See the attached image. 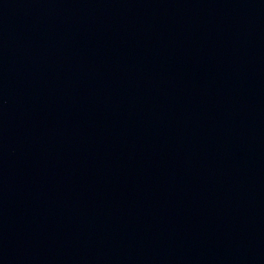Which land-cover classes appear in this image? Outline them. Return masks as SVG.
<instances>
[{
	"label": "water",
	"instance_id": "1",
	"mask_svg": "<svg viewBox=\"0 0 264 264\" xmlns=\"http://www.w3.org/2000/svg\"><path fill=\"white\" fill-rule=\"evenodd\" d=\"M0 264H264V0H0Z\"/></svg>",
	"mask_w": 264,
	"mask_h": 264
}]
</instances>
